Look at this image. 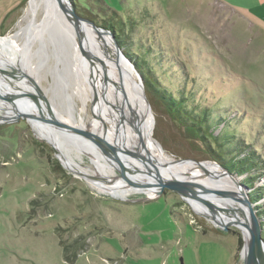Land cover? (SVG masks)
Returning a JSON list of instances; mask_svg holds the SVG:
<instances>
[{
  "label": "rangeland",
  "instance_id": "1",
  "mask_svg": "<svg viewBox=\"0 0 264 264\" xmlns=\"http://www.w3.org/2000/svg\"><path fill=\"white\" fill-rule=\"evenodd\" d=\"M225 1L245 6L264 23V0ZM67 2L86 27L105 33L116 58L117 46L140 80L154 116L153 121L145 115L144 127L164 152L179 161L217 165L227 173L224 176L241 184L263 224L264 237V26L220 0ZM28 3L0 0V41L27 25L29 17L23 15ZM58 13L48 10L52 22L37 38L24 41L26 32L17 37L25 50L20 68L3 64L1 50L0 68L14 75L20 86L24 78L18 71L24 68L34 88L21 91L25 104L34 99L49 111L47 101L66 127L79 126L75 120L79 111L87 134L116 130L118 120L98 111L93 94L84 106L81 93L74 91L80 85L65 25L70 21ZM41 16L37 14V21ZM77 41L82 49L78 35ZM87 45L96 73L110 85L115 72L111 62L101 50ZM6 53L12 55L11 50ZM29 65H34L32 71ZM144 76L154 91L147 92ZM158 91L181 100L178 106L204 115L199 140L203 147L184 130L191 123L188 119L169 112L161 99L157 102ZM2 95L0 101L7 104L8 97ZM71 100L76 109L69 106ZM0 107L5 111V105ZM0 120V264H244L239 227L219 225L168 187L157 191L150 185L155 193L139 191L125 197L92 187L86 177L62 164L55 147L26 117L0 115ZM87 139L86 151L107 163L101 169H114L109 153L92 144L102 142ZM69 148L98 175L97 163L76 147ZM247 156L254 162L248 171H230L225 164ZM115 174L123 171L116 169Z\"/></svg>",
  "mask_w": 264,
  "mask_h": 264
},
{
  "label": "bare ground",
  "instance_id": "2",
  "mask_svg": "<svg viewBox=\"0 0 264 264\" xmlns=\"http://www.w3.org/2000/svg\"><path fill=\"white\" fill-rule=\"evenodd\" d=\"M50 9H57L60 12L58 15L61 14L63 19L68 20L57 0H29L23 15L24 18L29 17L27 25L25 27H20L13 34L3 37L0 41V50L3 52L2 55L4 56L3 64L11 62L20 68L22 65L20 64V57H22L21 55L25 51L23 45L24 41L27 37L37 38L41 33H44L47 24L52 22L51 18L50 20L48 18V10ZM38 13H41L42 16L37 21L36 16ZM65 25H68V41L73 48V70L77 76V83L80 85V91L78 89L74 91H76V94L81 93V100L85 106L88 100H92V94L95 90L98 99V102H96L99 106V108L97 107L98 111L102 110L107 118H115L119 123L116 130H107L108 133L106 134L115 137L123 147L134 154L140 155L141 158L127 155L124 159L123 155L117 150L116 144L111 142V140L101 141V144L92 143L95 147H99V149L101 148L108 152L112 157L113 162L110 163L112 167L114 166V169H101V165L106 163V161L98 158L99 156H97V153H88L86 151L90 142L86 143L84 139L88 140L87 137H89L90 134H87L85 131V123L79 111L75 113L77 117H75V120L77 125L83 127H67L69 129L72 127L75 131L71 132L70 138L58 130L49 119L43 120L32 113H25V117L30 121L39 136L42 138L45 137V140L55 147L62 164L75 173L86 177L88 183L92 187L97 185L98 188L109 191L113 196L125 197L131 193H138L139 191L152 194L156 192V188L154 187L158 188L161 182H173L172 189L179 192L181 197L191 206L202 212L209 213L221 226L235 225L239 227L243 235L249 238L250 229L245 213L242 211L238 202L225 197L221 189L222 186H232V182L229 181L230 179L224 176L223 170L217 165L208 163L205 165H197L191 162L179 161L165 153L159 142L150 135L151 132H148L144 127L145 115L147 120L148 114L144 102H142L140 97L135 73L123 60L119 59L118 55L119 60L116 58L113 46L106 40L102 33H99L96 29L94 30L93 27L92 30L89 26L86 27L85 24H82L86 42L91 43L95 48L101 50L107 60L111 62L110 65L115 71L113 82L110 85H104L96 73L91 58L86 55L79 46L77 32L73 24L68 22ZM32 29L34 32H32ZM24 32H26V36L25 38L23 37L24 41H22V44L17 41V37H20L22 34L24 35ZM96 33L102 40L98 38ZM6 50H11L12 55H8L9 52L6 53ZM115 59H117V61ZM33 68L34 65H29L28 69L32 71ZM19 72L24 78L21 86L15 81L17 79H14V75L10 74L5 68H0V83L3 85L2 87L5 86V92H7L8 95L5 92L2 94L5 98L8 97L7 99L9 100L7 104L4 103L3 100L0 101L1 104L5 105V111L0 109V115L5 116L6 119L8 117H15L19 112H26L28 109L32 110V108L34 110H36V108L43 110V107L41 108L39 104L40 102L38 103L34 99L28 102V104H25L27 98L25 97L26 95H22L21 91L24 92L27 89L34 91V88L28 83L32 81L30 74L24 72V68L23 71L19 69L18 73ZM24 82L25 84L27 83L28 86L23 85ZM11 95L15 100L10 99L9 96ZM45 104L49 110L48 112L53 114V109H51L52 107L50 108L47 101H45ZM69 106L76 109V104L73 100L69 102ZM79 133H82V135ZM70 145L76 147L77 151H80L84 156L87 155L90 160L97 163V167L99 166L98 175H95L91 168H87L83 165L82 159L80 160V158L75 155L76 152L69 148ZM83 146L88 147H85V149ZM111 152H113V154ZM133 160H137V162H135L136 165ZM116 169L122 170L123 175H116ZM144 172H146L148 176H146ZM150 185L154 187H150ZM99 192H101V190ZM118 192H121L120 195Z\"/></svg>",
  "mask_w": 264,
  "mask_h": 264
},
{
  "label": "water",
  "instance_id": "3",
  "mask_svg": "<svg viewBox=\"0 0 264 264\" xmlns=\"http://www.w3.org/2000/svg\"><path fill=\"white\" fill-rule=\"evenodd\" d=\"M58 2L64 8L63 11H64L66 17L68 18L70 23L73 24V26H74V29L76 30L77 35L80 39L82 50L84 51V53L86 55L91 57L90 51L88 50L87 42H86V39H85V36L83 33V28H82V24L85 21L79 15H77L74 12V10L72 9L71 6H69L67 4L68 3L67 0H58ZM94 29H96V28H94ZM103 34H105V33H103ZM115 51H117V55L119 56V59L123 60V58L121 57V54H120V50L117 46L115 47ZM134 82H135V80H134ZM136 84H137V87H139L140 97L142 99V102H144L146 112L148 115L151 116V119H153V121H154V116H153V113L151 110V104H150L149 100L147 99V97L143 91V85L141 84L139 79H137ZM0 92L3 93L5 91L1 90V88H0ZM5 93L8 95L7 92H5ZM9 94H10V92H9ZM93 95L95 97V100L97 101L98 99H97L95 90H94ZM28 112L32 113L33 115H37L38 117H40V119H43V120L49 119L50 122H52L58 128V130H60L62 133H64L68 138H70L71 132H75L72 127L70 129L67 128L65 126V124H63L60 119H58L56 116L49 113L48 111H45L44 109L43 110L40 108H38L36 110H34L33 108H32V110L28 109V111H26V112H19L18 116H24L25 117V113H28ZM0 122H3V121H0ZM89 137L91 138V142H101V141H105V140H111V142L116 144L117 150L123 155L124 159L127 157V155H132L135 158H138V157L141 158L140 155L134 154L133 152L129 151L127 148L123 147L122 144L120 142H118L115 137L109 136L107 134L89 135ZM52 147H53V145H52ZM54 151H55L57 157L60 159V157L58 156L57 150L55 148H54ZM184 162L194 163L192 161H186V160H184ZM195 164H197V163H195ZM202 164L203 163L201 162V163H198L197 165H202ZM223 173L227 174L225 171H223ZM224 174H222V175H224ZM229 179H230V182H232V186H222L221 189L223 190L225 197L231 198V199L235 200L236 202H238L242 211L245 213L246 219L248 221L249 229H250V237L246 238L244 236V246H243V250H242V253H243L242 257L244 259L243 260L244 264H264V239L262 237V230H263L262 222H261L259 216L257 215L256 210H255L251 200L249 199L248 194L242 188V185L239 184L233 178H229ZM173 184L174 183L170 182V181H166V182L163 181L158 186L157 191H159V190L161 191L164 187H168V188L172 189Z\"/></svg>",
  "mask_w": 264,
  "mask_h": 264
},
{
  "label": "trees",
  "instance_id": "4",
  "mask_svg": "<svg viewBox=\"0 0 264 264\" xmlns=\"http://www.w3.org/2000/svg\"><path fill=\"white\" fill-rule=\"evenodd\" d=\"M126 55L129 56V57H131V59L134 60V63L136 65H138V68H139V63L134 58H132V56L130 55V53L129 52H126ZM144 84L147 87V88L145 87L146 90H147V92H151V89H153V91H154V89H155L153 87L154 85L153 84H151L152 86L150 85V79H149V77L144 76ZM155 91H156V94H157V90H155ZM159 94H160V96L159 95H156L157 102H158L159 99H161L163 102H165L169 106V109H170L169 112L170 111L171 112H174V114H175L176 117L180 116V117H183L184 119H188V121L191 122V123L190 124L189 123L186 124L187 126H186V128L184 127V130L190 136H192L191 139H194L196 142H198L199 144H201L199 142V140L201 139V133H202V127L201 126H202V123L204 121L203 120L204 115L200 117L198 115V113L195 112L194 110L193 111L192 110H189L188 111V110H186V109L183 108L184 105H183V107H182V105L178 106L177 103L179 101H181V100H178L177 101L175 98L173 99V97H172V95L170 93L167 95V94H165V92H162V94H161V92H159ZM201 146L203 147L202 144H201ZM249 159L252 161V158L250 156H247V157H245L244 159H242L239 162H233L231 160V161H228V163H225V164L227 165V167H228V169L230 171H233V170H238L240 172H242V171H248L249 169H251L252 165H254V162H251L250 163V161H248ZM247 162H249V165L246 164ZM262 237H263V234H262ZM263 239H264V237H263Z\"/></svg>",
  "mask_w": 264,
  "mask_h": 264
},
{
  "label": "crops",
  "instance_id": "5",
  "mask_svg": "<svg viewBox=\"0 0 264 264\" xmlns=\"http://www.w3.org/2000/svg\"><path fill=\"white\" fill-rule=\"evenodd\" d=\"M222 3L242 12L244 15H246L250 20H252L256 24H260L264 26V23L258 18L257 16L253 15L245 6L239 5V4H232L230 2H226L225 0H220ZM252 11V10H251Z\"/></svg>",
  "mask_w": 264,
  "mask_h": 264
}]
</instances>
